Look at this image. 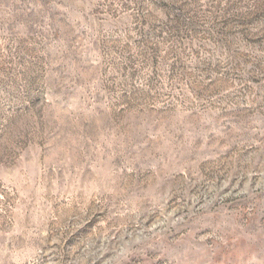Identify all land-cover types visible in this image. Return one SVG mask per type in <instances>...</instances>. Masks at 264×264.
<instances>
[{
	"label": "rangeland",
	"instance_id": "obj_1",
	"mask_svg": "<svg viewBox=\"0 0 264 264\" xmlns=\"http://www.w3.org/2000/svg\"><path fill=\"white\" fill-rule=\"evenodd\" d=\"M0 264H264V0H0Z\"/></svg>",
	"mask_w": 264,
	"mask_h": 264
}]
</instances>
